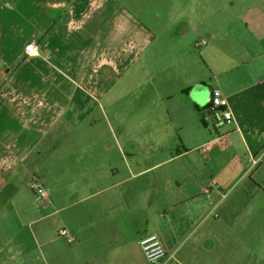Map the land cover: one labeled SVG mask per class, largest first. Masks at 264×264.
I'll list each match as a JSON object with an SVG mask.
<instances>
[{
    "label": "crops",
    "instance_id": "crops-1",
    "mask_svg": "<svg viewBox=\"0 0 264 264\" xmlns=\"http://www.w3.org/2000/svg\"><path fill=\"white\" fill-rule=\"evenodd\" d=\"M110 1L0 0V264H120L113 256L116 249L141 248L139 241L144 237H160L148 229L150 215L169 200L163 188L169 181L158 173L169 163L177 162L187 171L185 180H173L177 188L190 179L201 194L202 188L210 184V177L202 169L213 167L220 172L230 161L242 167L239 155L244 150L254 166L250 174L257 178L250 180L260 190L258 200H264L260 175L264 170V0H239L241 26L237 20L236 24L233 22L237 27L231 30V24L226 25L228 36L214 34L201 39L205 43L198 48L203 47V61L212 75L202 76L203 70H191L189 65L180 72L178 63L182 61L175 52L174 73L176 77L182 75L181 84L156 83L167 90L165 105L170 106L177 135H182L183 149L178 148L170 159L160 157L155 162L131 163L124 159L120 148L122 159L116 165L109 160L100 164L89 160L85 162L89 170L84 179H90L86 191L100 182L106 183L104 189L91 194L55 195L45 188L48 197L42 199L34 193L19 192L26 182L29 187L40 166L50 162L51 154L58 155L66 122H78L87 102H99L113 91L130 67L162 37L152 36L144 29L139 32L128 22L122 26L120 19H114L102 31ZM233 30L239 32L233 35ZM182 31L179 29V34L183 35ZM32 41L38 44L40 57L25 56V46ZM217 46L219 52H215ZM171 87L174 91L169 90ZM216 88L227 98L234 115V140L228 135L212 137L202 124L204 116L217 127L221 123L218 116L208 113L212 90ZM185 120L191 122L184 124ZM63 177L61 172L60 178ZM166 205L169 209L170 204ZM73 209L75 216H66ZM64 213L60 231L67 230L73 241L65 238L70 244L68 252L59 250L57 255L49 256L53 241L45 236L44 223ZM20 214L29 222L31 247L19 235L11 234V222L21 218ZM99 226L107 228L110 242L103 245L112 249L111 255H93L89 241L92 238L87 233L97 231ZM4 235L8 241L2 240ZM211 244L217 245L212 240L205 242L204 247ZM165 248L170 254L179 249ZM247 262L224 260L222 264H264L260 258ZM169 264L186 263L176 257Z\"/></svg>",
    "mask_w": 264,
    "mask_h": 264
},
{
    "label": "rangeland",
    "instance_id": "rangeland-1",
    "mask_svg": "<svg viewBox=\"0 0 264 264\" xmlns=\"http://www.w3.org/2000/svg\"><path fill=\"white\" fill-rule=\"evenodd\" d=\"M238 5L239 0H111L108 3V19L102 31H106L114 19H120L122 26L128 22L139 32L144 29L152 36L162 37L158 38L159 42H153L148 52L130 67L113 91L100 98L99 102H87L78 122H66L62 128L65 136L57 148H61L60 152L58 155L51 154L50 162L40 166L36 172V178L45 181V188L51 194L70 196L78 192L86 195L101 191L106 187L105 182L94 185L90 192L86 191L90 179H84L89 170L85 162L94 160L100 164L109 160V163L116 165L122 159L119 148L122 155H125L124 159L131 163L148 160L155 162L160 157L163 160L170 159L178 148L183 149L182 135H177L170 106L165 105L167 90L165 87L160 89L156 83L161 81L164 84L168 81L170 84H179L183 79L182 75L176 77L174 73L177 60L175 52L180 54L178 60L182 61L178 63L180 72L183 68L186 71L189 65L191 70H203L202 76L212 75L203 61V47L198 48L197 44L201 39L214 34L228 36L229 33L224 31L226 25L231 24L228 26L231 30L237 27V20L241 26L242 7L239 9ZM192 22L198 31H194ZM179 29L184 30L183 35L179 34ZM116 31L119 32L117 28ZM238 32L233 30V35ZM218 47L215 52H219ZM173 88L169 90L174 91ZM189 122L185 120L184 124ZM202 124L206 125L204 129L207 128L212 137L228 135L231 140L235 138L233 123H220L217 127L204 116ZM239 156H242V167L230 161L227 168L220 172H216L217 168L213 167L208 168L210 171L203 168L202 173L210 177V184L202 188L201 194L200 188L190 179L181 188L175 186L173 180H185L187 177V171L181 169L179 163L166 164L158 171L164 180L169 181L163 186L164 195L169 200L161 210L153 211L150 215L148 231L158 232L168 249L175 250L178 247L176 257L179 262L203 264L208 261L211 264H222L224 260L232 263L248 260L249 263V260L257 258L264 261V200H258L260 190L253 182L257 178L250 174L254 166L248 162V154L241 150ZM61 172H64L63 178H60ZM260 175L264 181V170L260 171ZM251 177L253 180H250ZM213 181L218 182L217 186L212 185ZM27 185V182L21 185L19 192L33 194ZM206 189L210 190L209 194L204 193ZM182 200L185 202L179 204ZM166 204H170L169 209ZM75 212V209L70 210L66 216L74 217ZM64 215H57L50 223H44L45 236H50L53 241L47 253L49 256L53 253L57 255L59 250L68 252L70 244L59 235ZM28 223L23 215L19 219L14 218L11 234L19 235V239L31 247ZM194 229L195 233L189 237ZM87 234L92 238L89 241L94 256L102 257L106 252L111 255L112 249L104 248L110 242L107 241V228L99 226L97 231ZM5 237L2 240L8 241ZM212 240L217 245L204 247L205 242ZM127 247L118 248L113 254L120 264H149L142 248Z\"/></svg>",
    "mask_w": 264,
    "mask_h": 264
},
{
    "label": "built area",
    "instance_id": "built-area-1",
    "mask_svg": "<svg viewBox=\"0 0 264 264\" xmlns=\"http://www.w3.org/2000/svg\"><path fill=\"white\" fill-rule=\"evenodd\" d=\"M205 42L198 43L197 46ZM25 56L34 58L40 57V49L36 42L32 41L26 44L24 50ZM208 113L215 114L220 119L221 124H232L235 122L234 115L229 107V102L224 97L222 91L218 88L212 90L210 107ZM29 188L40 198L47 199L48 192L42 182L35 178L29 184ZM210 190H204L209 194ZM60 236L66 238L69 242L73 241V236L67 231H60ZM144 256L149 264H169L176 260V252L170 254L165 248L162 240L157 234L149 235L139 241Z\"/></svg>",
    "mask_w": 264,
    "mask_h": 264
}]
</instances>
